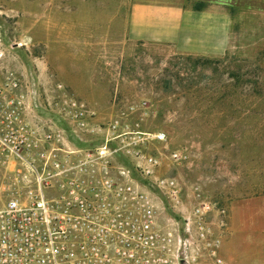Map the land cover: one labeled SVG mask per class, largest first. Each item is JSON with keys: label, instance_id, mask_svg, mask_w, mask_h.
Listing matches in <instances>:
<instances>
[{"label": "rangeland", "instance_id": "obj_1", "mask_svg": "<svg viewBox=\"0 0 264 264\" xmlns=\"http://www.w3.org/2000/svg\"><path fill=\"white\" fill-rule=\"evenodd\" d=\"M134 4L170 16L223 13L228 47L208 55L129 38ZM8 76L20 80L25 118L40 128L78 147L108 141L157 156L150 178H173L175 200L131 175L159 202L158 222L176 221L185 236L192 206L210 205L205 225L219 243L210 252L190 233L191 264H264V0H0L1 85ZM70 99L88 110L83 129L65 115Z\"/></svg>", "mask_w": 264, "mask_h": 264}, {"label": "built area", "instance_id": "obj_2", "mask_svg": "<svg viewBox=\"0 0 264 264\" xmlns=\"http://www.w3.org/2000/svg\"><path fill=\"white\" fill-rule=\"evenodd\" d=\"M27 99L16 76L0 84V264H191L190 233L215 252L207 202L185 217L188 236L176 221L158 222L159 202L131 175L175 200L173 178H150L157 156L110 149L108 141L78 147L74 136L28 121ZM64 108L75 129L87 126L83 102L70 99Z\"/></svg>", "mask_w": 264, "mask_h": 264}, {"label": "crops", "instance_id": "obj_3", "mask_svg": "<svg viewBox=\"0 0 264 264\" xmlns=\"http://www.w3.org/2000/svg\"><path fill=\"white\" fill-rule=\"evenodd\" d=\"M134 4L126 19V34L135 40L175 43L179 50L208 55L228 47V23L223 13L188 11Z\"/></svg>", "mask_w": 264, "mask_h": 264}, {"label": "trees", "instance_id": "obj_4", "mask_svg": "<svg viewBox=\"0 0 264 264\" xmlns=\"http://www.w3.org/2000/svg\"><path fill=\"white\" fill-rule=\"evenodd\" d=\"M203 7V4L202 3H198V4H195L194 5V9H201Z\"/></svg>", "mask_w": 264, "mask_h": 264}]
</instances>
